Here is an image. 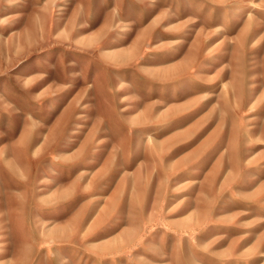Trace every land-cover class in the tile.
Returning a JSON list of instances; mask_svg holds the SVG:
<instances>
[{
	"label": "rangeland",
	"instance_id": "rangeland-1",
	"mask_svg": "<svg viewBox=\"0 0 264 264\" xmlns=\"http://www.w3.org/2000/svg\"><path fill=\"white\" fill-rule=\"evenodd\" d=\"M0 264H264V0H0Z\"/></svg>",
	"mask_w": 264,
	"mask_h": 264
},
{
	"label": "bare ground",
	"instance_id": "bare-ground-1",
	"mask_svg": "<svg viewBox=\"0 0 264 264\" xmlns=\"http://www.w3.org/2000/svg\"><path fill=\"white\" fill-rule=\"evenodd\" d=\"M252 6L255 7L256 5L253 4ZM251 17H252V14L249 13V14H248V18L251 19ZM221 28H222L221 26H218V27H216V30H221ZM120 87H121V82H120L119 85H118V88H119V89H120ZM123 88H124V87H123ZM204 95H205V94H204ZM205 96H206V95H205ZM208 96H212V95H208ZM147 139H148V140H147V143L150 144V145H151V144H154V143L156 142V140L153 139L151 136H148ZM232 150H235V149H232ZM83 171H84V170H83ZM84 172H85V171H84ZM45 185H46V186H53L54 183L50 181V182H46Z\"/></svg>",
	"mask_w": 264,
	"mask_h": 264
}]
</instances>
